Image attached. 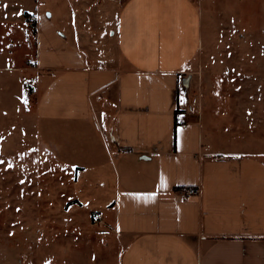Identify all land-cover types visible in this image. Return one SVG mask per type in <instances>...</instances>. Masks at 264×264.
Listing matches in <instances>:
<instances>
[{
	"label": "crops",
	"instance_id": "1",
	"mask_svg": "<svg viewBox=\"0 0 264 264\" xmlns=\"http://www.w3.org/2000/svg\"><path fill=\"white\" fill-rule=\"evenodd\" d=\"M236 8L0 0V91L33 80L36 139L74 175L70 199L117 241L116 264H264V55L251 53L256 40L239 52ZM199 74L197 116L181 89L193 93ZM243 127L257 151L224 145L222 134L242 139ZM191 188L199 193L187 197Z\"/></svg>",
	"mask_w": 264,
	"mask_h": 264
},
{
	"label": "rangeland",
	"instance_id": "2",
	"mask_svg": "<svg viewBox=\"0 0 264 264\" xmlns=\"http://www.w3.org/2000/svg\"><path fill=\"white\" fill-rule=\"evenodd\" d=\"M207 2L216 10L223 9L225 15L233 14L238 7L237 16L242 17L241 29L238 28V36L242 34L239 52L250 53L249 41L256 40L251 53L264 55V0ZM34 8V3L29 5L30 11ZM29 46V59L34 61V34L29 36ZM23 54L20 48L19 64ZM12 81L4 82L5 91H0V264H116L117 241L107 237L109 230L102 228L104 224L99 223L95 213L70 199L74 175L53 162L36 139L30 125V108L35 104L33 80L29 78L24 86L17 79ZM214 82L238 84L233 77H215ZM245 85L249 84L243 82ZM190 89L194 92L187 93L188 88L182 85L183 99L190 104L189 112L200 116V74ZM20 101L29 103V113L19 110ZM240 134L242 139L238 132L236 136L222 134L224 145L235 147L236 151H257V143L249 140V128L243 127Z\"/></svg>",
	"mask_w": 264,
	"mask_h": 264
},
{
	"label": "built area",
	"instance_id": "3",
	"mask_svg": "<svg viewBox=\"0 0 264 264\" xmlns=\"http://www.w3.org/2000/svg\"><path fill=\"white\" fill-rule=\"evenodd\" d=\"M99 1H106V0H99ZM186 123V116L184 114H177L176 116V124L177 125H183ZM185 195L187 197H191L194 195H197L199 193V191L197 189H186L184 191ZM100 224H104L102 220H98Z\"/></svg>",
	"mask_w": 264,
	"mask_h": 264
},
{
	"label": "trees",
	"instance_id": "4",
	"mask_svg": "<svg viewBox=\"0 0 264 264\" xmlns=\"http://www.w3.org/2000/svg\"><path fill=\"white\" fill-rule=\"evenodd\" d=\"M25 16L28 18V17H30L31 15H29V14H26ZM176 126H178V125L176 124Z\"/></svg>",
	"mask_w": 264,
	"mask_h": 264
}]
</instances>
